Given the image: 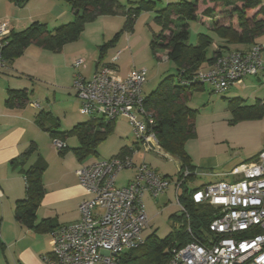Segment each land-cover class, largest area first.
Returning a JSON list of instances; mask_svg holds the SVG:
<instances>
[{
	"label": "built area",
	"instance_id": "built-area-1",
	"mask_svg": "<svg viewBox=\"0 0 264 264\" xmlns=\"http://www.w3.org/2000/svg\"><path fill=\"white\" fill-rule=\"evenodd\" d=\"M10 31L8 22H0V71L6 68L2 48ZM263 51V45H253L245 52L220 54L208 68L196 73L194 81L222 92L261 73ZM118 55L109 64L99 63L89 79L74 77L72 89L79 102V113L106 123L126 119L136 147L143 154L159 155L154 121L143 108L142 87L147 72L132 70L123 80L113 78L110 71ZM82 65L83 60L73 64L74 68ZM52 146L59 151L65 144L54 139ZM135 151L130 148L128 155L81 166L75 171L89 197L78 205L77 222L49 231L52 246L43 258L48 264H126L122 256L144 244L142 233L149 224L144 196L155 200L171 185L175 188L178 211L188 218L177 201L188 172L183 170L174 182L158 175L144 162L135 166ZM132 168L135 174L128 185L117 187V175ZM230 175L235 177L232 183L208 184L192 194L195 204L214 210V219L208 226L210 236L201 242L187 228L192 240L183 247L172 248L169 260L163 264H264V149L253 160L233 168Z\"/></svg>",
	"mask_w": 264,
	"mask_h": 264
},
{
	"label": "trees",
	"instance_id": "trees-1",
	"mask_svg": "<svg viewBox=\"0 0 264 264\" xmlns=\"http://www.w3.org/2000/svg\"><path fill=\"white\" fill-rule=\"evenodd\" d=\"M9 1L22 7L29 0ZM63 1L70 5L72 19L53 29H49L43 23L33 22L22 31L11 30L2 48L5 62L11 63L20 57L31 44L58 53L65 45L77 41L86 24L95 21L98 17L121 14L125 18V29L132 30L133 20L139 13L154 12L161 32L152 35L150 50L154 55L158 52L163 53L167 60L177 65L174 75L165 77L154 91L144 96L143 108L154 121L153 131L161 151L175 158L179 163L176 179L183 170L188 172L177 193V201L186 210L188 218L184 215L178 217V214H175L172 219L178 224V231L171 232L162 240L155 235L144 238L141 247L122 256L126 264H163L169 260L172 248L183 247L192 240L187 228L196 240L202 242L210 236L208 226L214 219V210L211 207L195 204L192 200V194L205 185L190 187L187 184L196 176V167L185 149L186 142L195 136V111L186 105V100L193 91L203 87L202 84L194 81V76L199 70L208 68L220 54L245 52L238 48L231 49L229 46L252 47L255 40L264 35V5L261 0H180L156 9V3L152 0H141L134 8H126L117 0ZM191 22L212 28L215 37L221 41L211 50V55L207 52L214 43L211 35L201 33L198 34L196 44L188 42ZM118 38L119 33L99 47L98 64L103 60L106 50L115 46ZM26 98L25 91L10 90L5 103L7 106H21L26 102ZM241 102L239 98L228 102L235 120L259 119L264 115L262 102L259 101L254 106H244ZM114 122L106 123L101 119L88 120L77 124L67 132L59 130L58 122L43 128L52 140L57 139L64 144L68 138H76L79 146L72 151L78 160L82 161L89 155L97 153V147L112 132ZM40 125L43 126L42 123ZM67 149L64 147L58 152L64 154ZM34 151L33 147L29 148L18 161L23 162ZM162 152L159 156L164 155ZM128 154L129 150L122 148L117 156ZM145 164L151 168L149 164ZM46 168V161L39 157L25 172L26 197L16 202L17 220L32 222L44 193L42 174ZM35 228L47 229L49 232L56 227L50 228L48 222L44 221Z\"/></svg>",
	"mask_w": 264,
	"mask_h": 264
},
{
	"label": "crops",
	"instance_id": "crops-1",
	"mask_svg": "<svg viewBox=\"0 0 264 264\" xmlns=\"http://www.w3.org/2000/svg\"><path fill=\"white\" fill-rule=\"evenodd\" d=\"M160 1L167 5L180 0ZM262 5H264L263 2ZM71 19L70 5L63 0H29L22 7L16 6L9 0H0V22H8L10 29L15 32L26 29L33 22L43 23L53 29ZM98 19L95 21L97 22ZM97 23L103 24L104 22ZM204 26L207 27L206 34L213 35L212 38H215L213 29L207 25ZM103 29L85 27L77 41L65 45L58 53L31 44L20 57L11 63L6 62V68L0 71V264H48L43 258L49 255L52 246L49 232L47 229L37 230L35 226L47 221L49 227L53 228L70 225L79 220L78 205L81 201L88 199L89 195L80 186L75 171L81 166L91 165L98 161L85 164V161L78 160L72 151L79 146L76 138L74 139L77 141V146L70 147L65 141V147L68 149L64 154H59L53 148L52 139L43 127L58 122L59 130L62 131L60 128L62 122L55 117V110L51 105L56 102L57 98L65 101L66 109L63 111V119L72 118L73 120L75 118L74 126L82 123L78 121L82 120L79 118L82 114L79 113V102L72 89V82L76 75L87 79L95 72L99 59L95 62L92 74L90 71L87 72L86 59L92 54L89 41L95 43L99 51L100 42L105 40ZM86 31L87 34H85ZM85 35L87 39H84ZM127 39L130 41L131 37ZM220 42L215 38L211 49ZM253 45L264 46V39L259 42L257 38ZM250 47L240 46L238 49L246 51ZM124 49L126 46L122 47V50ZM262 59L264 61V51ZM77 60H83V65L73 69L72 65ZM113 67L110 75L117 80L125 79L132 71L128 69L121 72L115 66ZM115 69L119 73H114ZM133 70L139 69L133 68ZM246 78L252 79V77ZM254 79L262 84L264 70ZM10 90L25 91L26 102L21 106H7L5 102ZM34 100H40L39 104ZM41 123L43 126L40 125ZM134 146L136 152L139 151L135 144ZM31 147L35 151L23 162H19L20 157ZM122 148L127 147L122 146L119 150ZM135 155L137 154L133 155L135 166L141 161L145 162L144 160L135 161ZM141 156L143 158L144 154ZM163 156L158 155V157L174 160L179 166L175 158L166 153ZM39 157L47 163V168L42 174L44 193L32 222L19 221L15 217V205L16 202L26 197L25 172ZM192 162L197 168L193 158ZM198 162L199 167L205 166V168L217 164L214 158L209 157L200 158ZM125 171L129 173V177L123 187L127 186L133 178L135 168L122 172ZM154 171L157 173L156 170ZM159 175L172 178L164 173ZM149 197L145 195L143 201L150 199ZM176 214H179L178 209Z\"/></svg>",
	"mask_w": 264,
	"mask_h": 264
},
{
	"label": "rangeland",
	"instance_id": "rangeland-1",
	"mask_svg": "<svg viewBox=\"0 0 264 264\" xmlns=\"http://www.w3.org/2000/svg\"><path fill=\"white\" fill-rule=\"evenodd\" d=\"M118 1L126 8H134L141 0ZM152 1L156 3V9L164 6V3L160 0ZM262 2L264 3V0ZM98 18L97 22L104 23L93 21L86 24L85 27L88 29L94 27L104 28L102 30L104 31L103 35H105L103 42L107 43L119 33V38L115 43L116 46L106 50L101 62L109 64L112 57L119 53L118 59L114 63L115 68L119 71L124 72L128 69L133 70V68L145 69L147 81L143 85L142 94L144 96L154 91L165 77L176 73L177 65L174 62L165 59L163 53L158 52L154 55L150 50L149 43L152 35L161 32L160 24L155 20L154 12L139 13L133 20L132 30L125 29V18L121 14ZM207 32L206 26L191 22L189 24L188 42L196 44L198 34H206ZM85 34H87V31ZM128 37H131L130 41L127 39ZM84 39H87V35ZM262 39H264V35L258 37L259 42ZM103 42H100V46ZM89 44L92 54L86 59L87 72L90 71L92 74L95 62L99 59L100 54L95 43L89 41ZM124 46H126V49L122 50ZM229 47L235 49L240 46L231 45ZM211 50V48H208V55H211ZM72 68L76 69L73 65ZM119 71L113 70L114 73H119ZM242 81H244L243 84ZM242 81L240 82L242 85L231 86L222 92H215L210 85L204 84L200 90L193 91L191 96L187 98L186 105L195 111V136L186 142L185 149L197 165L196 176L193 180L187 182L188 186H201L219 182L232 183L235 177L230 175V171L238 165L253 160L264 149V115L259 119L237 121L229 108L228 102L236 98L241 99L244 106H254L259 101L264 104V82L260 84L254 77ZM34 101L38 104L40 102V100ZM51 105L55 110V117L62 122L60 126L62 132L70 131L74 126L73 121L75 118L73 120L72 118L63 119V111L66 109L65 101L57 98L56 102ZM69 108L71 109V107ZM79 118L82 120L78 121H82V123L90 120L89 117L84 115H79ZM66 141L70 147L77 146V141L74 138H68ZM134 144L135 136L127 120L118 118L114 122L112 132L96 149L97 154L89 155L82 161L88 164L108 160L116 156L122 146L134 148L135 150ZM135 154H137L134 156L135 161L144 160L157 171V174H167L172 177L174 182L176 181L178 165L174 160L158 157L153 153H146L142 158V150L137 151ZM204 157L214 158L217 164L209 168L199 167L198 160ZM128 177L129 173L126 171L119 173L116 178V186L123 187ZM149 198L144 200L149 224L143 231L142 237L147 238L155 235L160 240L165 239L171 232L178 231V224L172 219L177 212L174 186L171 185L166 193L155 201L151 197Z\"/></svg>",
	"mask_w": 264,
	"mask_h": 264
},
{
	"label": "water",
	"instance_id": "water-1",
	"mask_svg": "<svg viewBox=\"0 0 264 264\" xmlns=\"http://www.w3.org/2000/svg\"><path fill=\"white\" fill-rule=\"evenodd\" d=\"M177 216H178V217H180V216H181V214H178Z\"/></svg>",
	"mask_w": 264,
	"mask_h": 264
},
{
	"label": "bare ground",
	"instance_id": "bare-ground-1",
	"mask_svg": "<svg viewBox=\"0 0 264 264\" xmlns=\"http://www.w3.org/2000/svg\"><path fill=\"white\" fill-rule=\"evenodd\" d=\"M162 152V151H161ZM164 155H165V153L164 152H162Z\"/></svg>",
	"mask_w": 264,
	"mask_h": 264
}]
</instances>
